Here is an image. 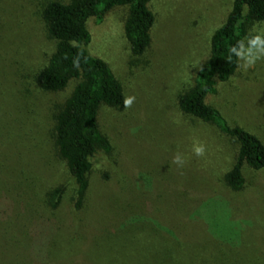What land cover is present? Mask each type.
<instances>
[{
    "label": "rangeland",
    "instance_id": "1",
    "mask_svg": "<svg viewBox=\"0 0 264 264\" xmlns=\"http://www.w3.org/2000/svg\"><path fill=\"white\" fill-rule=\"evenodd\" d=\"M49 1L0 0V227L12 228L25 243L31 238L33 242V237L43 243L46 237L48 221L29 217L22 205L19 173L10 169V165L20 169L21 152L35 170L38 189L67 187L58 211L62 230H55L61 249L53 242V254L63 253L62 264H264V255L253 253L264 249L254 247L253 238L258 228L264 238V168L258 172L244 168L245 187L228 191L223 177L234 163L238 145L215 127L180 114L176 104L177 95L192 84L207 57L210 37L224 22L232 0H152L151 44L138 57L130 53L123 36L126 7H116L101 23L90 24L93 39L88 50L113 70L123 85L127 107L101 114L113 152L93 160L89 209L76 213L69 203L72 182L53 149L44 147L51 131L50 114L76 81L58 93H40L33 81L55 50L40 17ZM254 30L257 36L254 40L251 33L245 41L238 71L228 82L217 83L208 103L230 125L247 129L264 143V23ZM20 176L29 179L28 174ZM100 193L111 198L107 208L114 215L105 216ZM105 217L110 220L104 226L111 228L104 237L130 219L143 221L146 234L98 248L83 243L84 235L96 242L106 231L103 224L89 231L87 221ZM201 221L206 228L197 232ZM177 222L188 232L184 230L179 241L172 235L174 242L164 246L151 224H162L170 232ZM129 226L130 234L138 229ZM233 229L242 232L238 239L228 233ZM227 236L234 247L224 252L221 239ZM72 246L76 259L69 255Z\"/></svg>",
    "mask_w": 264,
    "mask_h": 264
},
{
    "label": "trees",
    "instance_id": "2",
    "mask_svg": "<svg viewBox=\"0 0 264 264\" xmlns=\"http://www.w3.org/2000/svg\"><path fill=\"white\" fill-rule=\"evenodd\" d=\"M151 1L69 0L62 2L52 0L41 9V21L47 36L55 42V50L47 64L33 76L34 84L40 93H58L63 91L71 81H76L69 96L61 104L55 105L53 113L50 114L51 131L48 128V144L44 145L53 149L54 156L72 182L69 198L72 212L89 209L93 160L97 155L110 156L113 152L111 140L104 132L101 123L102 112L110 109L123 111L127 107L123 85L113 70L106 61L94 56L88 50L93 39L90 24L101 23L116 7H126L127 16L122 28L123 36L128 43L130 53L136 57L141 56L151 44V29L155 20L149 8ZM263 23L264 0H232L224 22L213 31L210 37L208 55L196 71L192 84L179 92L176 98L180 114L215 127L238 145L234 163L223 177L224 186L230 192H240L245 187L244 168L254 172L264 168V143L247 129L239 125H230L218 108L208 103V99L216 94L218 82H228L238 71L245 41L251 33L255 40L257 33L254 29ZM25 156L19 153L23 162L19 170L11 165L10 169L12 174L15 171L19 173L18 181L25 195L22 205L29 213V217L32 220L38 218L48 221L47 238L45 237L43 243H38L33 237V242L31 238L25 243L16 238L18 235L12 228L0 227V264H12L10 261L18 264H62L59 258H63V253L56 255L53 254V250L54 244H58L59 249L63 245L56 241L55 230H62L63 222L58 211L63 206L67 187L65 184H56L50 189H38L34 176L35 170L24 162ZM20 174H28L29 179H22ZM103 195L100 193L101 204L103 208H106L105 216L114 215L107 208L111 198H105ZM107 217L101 221L88 220L89 231L97 230L102 224L105 230L109 225L104 226V222L110 220ZM183 221L186 222L187 218ZM30 223L33 226L37 224ZM199 223L202 228L197 232L206 228L204 221ZM129 225H136L137 231L130 234L128 227L131 226ZM142 225L143 221L130 219L122 226L117 224V228L113 229L110 237L104 236L110 232L111 226L96 239V242H93L94 238H90L89 235H84L81 241L90 243L95 248L114 241L124 244L130 239L143 238L146 232ZM151 225L152 231L161 234L164 246L174 242L172 235H177L175 241H179L182 232L186 230L181 222L171 224L170 232L162 224ZM18 230L22 229L16 228V232ZM261 231V228L256 230V235L253 237L254 247L264 248ZM228 233L236 234V239L242 235V232L240 233L237 229L229 230ZM150 234L152 237L151 231ZM51 238H53L52 242H50ZM221 240L225 243L224 252L233 249L229 236ZM68 250L71 252L69 255L76 259L77 256L73 253L77 249L72 246ZM234 251L236 252V248ZM253 253L264 255V249L260 252L253 251Z\"/></svg>",
    "mask_w": 264,
    "mask_h": 264
},
{
    "label": "clouds",
    "instance_id": "3",
    "mask_svg": "<svg viewBox=\"0 0 264 264\" xmlns=\"http://www.w3.org/2000/svg\"><path fill=\"white\" fill-rule=\"evenodd\" d=\"M232 51H235V49H232ZM128 103L130 104L131 101L129 100ZM176 162H177V163H180V162H181L179 156L176 157Z\"/></svg>",
    "mask_w": 264,
    "mask_h": 264
}]
</instances>
